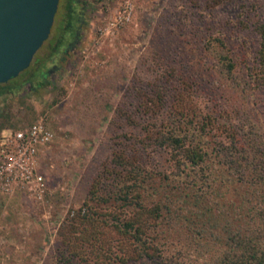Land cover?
<instances>
[{
    "label": "rangeland",
    "instance_id": "1",
    "mask_svg": "<svg viewBox=\"0 0 264 264\" xmlns=\"http://www.w3.org/2000/svg\"><path fill=\"white\" fill-rule=\"evenodd\" d=\"M77 7L76 42L46 63L56 67L47 83L0 96V131L45 114L54 131L39 151L48 187L43 200L26 187L0 192V264H53L60 223L83 205L113 150L125 149L157 174L174 171L168 147L136 140L145 126L156 129L166 111L186 106L210 115L211 147L236 141L248 150L252 139L264 146L256 29L264 23V0H77ZM65 13L59 0L51 44L64 32ZM50 49L44 42L36 58ZM219 52L233 58L234 74L221 70ZM156 90L162 102L145 113L141 104ZM228 197L237 199L232 188Z\"/></svg>",
    "mask_w": 264,
    "mask_h": 264
},
{
    "label": "trees",
    "instance_id": "2",
    "mask_svg": "<svg viewBox=\"0 0 264 264\" xmlns=\"http://www.w3.org/2000/svg\"><path fill=\"white\" fill-rule=\"evenodd\" d=\"M61 3L64 32L53 44L52 34L45 40L51 45L45 59L36 58L38 50L19 75L0 83V96L26 83L41 85L46 63L68 47L80 11L77 0ZM256 29L264 68V23ZM218 62L234 74L228 53L219 52ZM145 102V113L159 107V90ZM165 113L156 129L145 126L136 140L168 147L174 171L157 174L136 155L113 150L83 205L60 223L53 264H264V146L252 139L248 150L236 141L211 147L210 115L186 106ZM229 188L236 200L228 197Z\"/></svg>",
    "mask_w": 264,
    "mask_h": 264
},
{
    "label": "water",
    "instance_id": "3",
    "mask_svg": "<svg viewBox=\"0 0 264 264\" xmlns=\"http://www.w3.org/2000/svg\"><path fill=\"white\" fill-rule=\"evenodd\" d=\"M59 0H0V83L31 63L50 34Z\"/></svg>",
    "mask_w": 264,
    "mask_h": 264
},
{
    "label": "built area",
    "instance_id": "4",
    "mask_svg": "<svg viewBox=\"0 0 264 264\" xmlns=\"http://www.w3.org/2000/svg\"><path fill=\"white\" fill-rule=\"evenodd\" d=\"M53 138L46 114L27 127L0 131V192L26 187L31 197L43 200L48 187L38 168L39 151Z\"/></svg>",
    "mask_w": 264,
    "mask_h": 264
},
{
    "label": "flooded vegetation",
    "instance_id": "5",
    "mask_svg": "<svg viewBox=\"0 0 264 264\" xmlns=\"http://www.w3.org/2000/svg\"><path fill=\"white\" fill-rule=\"evenodd\" d=\"M78 34H79L78 33V29H76V32H75L74 36H76V38H77ZM76 38L73 37L72 40L69 41L68 47H66L63 50L64 54L67 52L68 49H72L73 48V45L76 42ZM52 68H56L55 65L50 66V68H48V72ZM48 72H46V74H44V75H41V85L26 83V84L22 85L21 87L24 88L25 85H28V91L34 92L35 90H37L38 87L43 86V85H45L47 83V79L46 78H47V73ZM21 87H20V90L22 89ZM14 92H16V91H14ZM9 93H13V92H9Z\"/></svg>",
    "mask_w": 264,
    "mask_h": 264
}]
</instances>
